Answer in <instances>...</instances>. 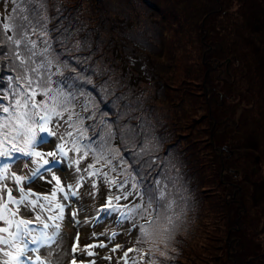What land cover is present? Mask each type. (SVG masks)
Returning <instances> with one entry per match:
<instances>
[{
	"label": "rangeland",
	"instance_id": "1",
	"mask_svg": "<svg viewBox=\"0 0 264 264\" xmlns=\"http://www.w3.org/2000/svg\"><path fill=\"white\" fill-rule=\"evenodd\" d=\"M7 1L5 5V0H0V20L8 22L9 18H14L19 21L22 15L28 16L25 9L33 10L28 16L32 26L39 32H45L41 24L43 19L34 18L41 11L36 8L34 0L26 4L21 0ZM87 1L70 0V6L82 8L83 5L86 9L83 19H89L85 37L84 33L80 35L82 32L76 33L75 27L72 30L76 33L71 34L73 39L79 43L77 48L70 47L63 36H57L61 39L60 42L53 32L48 33L47 39L51 44L49 56L53 61L48 69L53 74L54 83L51 86L53 89H62L65 95L70 96L74 112L81 117L95 114V119L84 121L85 127L93 126L88 133L90 137L101 129L107 131V127H112L119 134L121 138L114 142L119 156L113 158L115 153L105 151L116 172H111L109 168L102 170L115 179H127L125 191L131 190L133 182L137 183L138 190L141 185L146 184L144 188L148 185L152 189V196H158L157 190L162 189H158L159 184L156 183L158 175L154 174V179L146 177L140 163L133 161V167L129 170L130 158L124 157L127 150L122 149V145L126 144L124 132L129 126H123L120 121L122 109L118 105L105 103L108 100L105 93L109 83L98 84L94 77L98 74L107 75L106 80L110 77L117 84L121 82L117 86V93H126V97L134 96L130 103L124 96L116 95L123 98L121 103L125 105H138L137 112L140 116L134 115V110H130L131 113L127 115L139 122L140 130L144 126H149L152 131L162 128L169 140V134L176 136V131L182 130V125L186 128L187 123L194 121L195 127L189 133L197 136L196 141L203 148L202 154L200 153L199 160L194 158V152L191 154L186 151L184 154L188 156V163L201 162L197 173L196 168L192 169L193 188L187 186L194 200L190 197L189 201L188 192L182 195L181 189L175 190V193L164 192L167 202L173 204L172 209L165 213L172 218V224L169 225L171 238L164 249L163 245L138 243L141 239L140 222H147L150 217L142 219L140 215L130 214V219H121L119 212H114L97 223L95 217L106 203L108 186L100 185V191L93 196L91 183L85 182L84 187L79 189V195L71 198L74 201L71 208L65 209V219L55 221L61 225V235L51 245L55 251L49 253L47 246H41V242L29 247L40 248V252L44 253L41 259L46 262L55 261L59 256V264H72L74 254L69 253L73 246L76 247V264H125V251L136 249L137 244L138 247L152 249L147 252L153 254V260L154 255L161 260L156 261V264H264V0H210L208 4L209 0H150L158 9L155 14L149 13L142 0L141 6L137 2L139 0H132V7H125L128 0H101L99 10ZM221 2L223 5L220 7ZM209 12L215 16L204 21ZM76 21L77 19H72V22ZM124 23L130 32L136 34L131 35L133 40L126 36L128 28L121 26ZM108 24L112 25L107 26ZM31 38L38 41V50L46 46L39 42L36 35ZM137 38L141 40L140 43L147 42L150 38L149 43L156 48L151 50V47L145 46L150 54L149 65L153 67L149 72L154 79L149 85L142 82V77H138L145 70L144 59L136 56L128 61L124 50L121 57L119 53L114 55L117 46L123 45V42H134ZM85 39L86 43H81ZM112 41H115V45ZM129 46H133V43ZM81 49L83 51H78ZM209 49L214 50L211 56L208 55ZM203 57L210 61L206 66L202 64ZM113 60L120 65H114ZM205 73L209 75V82L202 89L200 81ZM9 75H15L10 70V61L7 58L0 60V76L6 78ZM240 76L245 78V82H240ZM232 77H235V83L238 82L235 88L241 98L239 104L230 101L229 96L227 98L230 102L226 100L225 95L232 89L229 83V80H233L230 79ZM162 83L178 93L180 101L176 94L167 91L171 102L163 103L160 99L163 97L162 91L158 90ZM212 86L225 95L223 98L216 95L211 106L207 102V108L205 89L214 90ZM101 95L103 97H99ZM238 96L235 99L237 101ZM192 99H196L197 103ZM109 117H115L114 124ZM217 119L222 123L217 124ZM101 120L107 121L108 125H101ZM70 130L64 125L58 129V135ZM142 134H146V129ZM181 137L185 139L184 142L190 140L188 133ZM50 140L54 144L59 143L57 137H51ZM175 141L173 138V142ZM180 143L184 144L183 141ZM44 150H49L48 146ZM179 155L173 154L174 164L169 171V176L175 182L179 181L174 176L179 168L176 163ZM69 156L72 157L73 154L69 153ZM26 159L20 157L17 161V174L27 171L22 162ZM91 162V157L82 161L81 169L87 168ZM102 163L97 164V168H101ZM183 164H186L185 160ZM15 168L16 165H13V169ZM63 168L62 179L68 183L74 184L79 175L85 176L87 181L86 172L77 173L66 162ZM162 170L166 172L165 169ZM166 179L167 177L164 180ZM8 183L11 185V181ZM51 187L52 185H45L43 181L37 186L40 194H47ZM37 188H33V191ZM146 203V196L142 201L135 194L120 201L121 206H127L121 208L122 211H128L135 204ZM71 212L78 213L75 220ZM50 215H55V212ZM230 222L233 226L228 229ZM145 228L152 231V227ZM40 230L37 227V234ZM44 231L50 234L52 229ZM113 233L116 234L115 238H111ZM101 244L105 246L92 247ZM116 246L120 247L113 252L112 249ZM157 247L159 250H156ZM161 251L165 252V256L160 255ZM89 252L94 254L90 256ZM38 254L31 255L32 261ZM139 256L140 250L128 251V264H132L133 259L141 264L143 259Z\"/></svg>",
	"mask_w": 264,
	"mask_h": 264
},
{
	"label": "snow or ice",
	"instance_id": "2",
	"mask_svg": "<svg viewBox=\"0 0 264 264\" xmlns=\"http://www.w3.org/2000/svg\"><path fill=\"white\" fill-rule=\"evenodd\" d=\"M32 35H36L39 42L46 46L38 50V41L33 40ZM47 36V32H39L32 26L28 16L22 15L19 21L14 18H9L8 22L0 20V60L7 58L10 70L15 72V75L6 78L0 76V264H59V256L55 261L46 262L41 259L44 253L40 252V248H30L29 245L41 242V246H47L49 253L55 251L51 245L61 235V225H49L47 221L65 219V209L71 208L74 203L71 198L79 195V189L84 187L85 182L91 183L93 196L100 191V185L108 186L106 203L95 217L97 223L114 212H119L121 219H130V214L140 215L142 219L151 217L147 224L152 231L141 226L143 235L138 243L167 247L171 238L169 225L172 218L165 213L172 209V202H167L163 190L158 196L150 195V187L140 192L135 182L131 184V190L125 191L127 179H115L102 170L109 168L111 172H116L105 151L115 153L113 158L119 156L114 142L121 137L112 127H107V131L101 129L90 137L88 133L93 126L85 127L84 121L95 119V114L81 117L74 112L70 96L65 95L62 89H53V74L48 71L53 61L49 56L51 44ZM100 124L107 126L108 122L101 120ZM64 125L71 130L58 135V129ZM51 137H57L59 143L54 144ZM45 146L49 150H44ZM69 153L73 156L70 157ZM20 157L27 158L22 161L27 169L23 174H17ZM89 157L93 162L81 169V162ZM65 162L69 167H74L77 173L86 172L87 181L83 175L77 176L74 184L63 180ZM101 163L102 167L97 168L96 165ZM13 165H16L15 169ZM8 181H11V185ZM41 181L45 185H52L47 194H40L37 188ZM33 188L37 190L33 191ZM133 194L142 201L146 196L147 203L135 204L128 211H122L121 208L127 206H121L120 201L127 200ZM53 212L55 215H50ZM77 215V212H71L73 220ZM37 227L41 229L38 234ZM50 228V234L44 231ZM115 235L113 233L111 238H115ZM96 246L105 245H92ZM119 247H114L112 251H117ZM128 251L123 257L125 264L129 262ZM72 252H76L75 246ZM33 253H39L34 261L31 259ZM93 254L88 253L90 256ZM160 255L165 256V252L161 251ZM72 264H76L74 255ZM132 264H137L135 259ZM151 264H156V261L153 260Z\"/></svg>",
	"mask_w": 264,
	"mask_h": 264
},
{
	"label": "trees",
	"instance_id": "3",
	"mask_svg": "<svg viewBox=\"0 0 264 264\" xmlns=\"http://www.w3.org/2000/svg\"><path fill=\"white\" fill-rule=\"evenodd\" d=\"M29 1H32V0H21V2H24V4L28 3ZM79 1L83 2V0H79ZM142 1L146 5L149 13L155 14V12L156 13L158 12V9L150 2V0H142ZM33 2L36 3V8L41 9V11L38 12L37 15L34 16V18H36L38 20L43 19V22H41V24L44 28L43 31H45L47 33L53 32L55 37H57L59 35L63 36L64 37L63 40L67 41L69 43L70 47L77 48L79 43H77V41L73 39L71 34H76V33L79 34L82 32V34H80V35H83V33H84V37H85V33L88 30L87 22L89 19H87V21H85L83 19L84 18L83 14L85 13V10H86L84 8V6L82 5V8H80L77 5H75V6L71 5L70 6V4H71L70 0H34ZM87 2H89V4L92 7H98V10H99L101 0H88ZM137 2L141 6V0H139ZM209 2H210V0L207 1V4ZM7 3H8V1L5 0V5ZM132 4H133V1L128 0V3L125 7H127V6L132 7L131 6ZM219 4H220V7H221V5H223L222 2ZM25 11L27 12L28 16H30V12L33 10L25 9ZM211 14H213V13H210V12L207 13V16H205L204 21L208 20V18L212 19V17L215 16V14H213V15H211ZM151 16H154V15H151ZM72 19H77V21L72 22ZM111 25L112 24H108L107 26H111ZM121 26H123L124 29L127 27L126 23L122 24ZM74 27L76 28V33L72 32ZM56 28H58V29L55 30ZM127 28H128V31H127L126 36H130V40H133L131 38V35L132 34L136 35V34L130 32L129 27H127ZM99 32H100V30H99ZM120 35H121V33H120ZM58 39L61 42V39L60 38H58ZM88 39H90V38L88 37ZM93 39H95V38L93 37ZM86 40L87 39H85L81 43H83V44L86 43ZM117 40H118V38H116V41ZM148 40L150 41V38ZM98 41H100V40H98ZM140 41L141 40L137 38L136 40H134V42H129L126 44L123 42V45L116 47V51H115L116 53L114 55H117V53H119L118 55L121 57L122 56L121 54L124 50L126 56L128 57V61L132 57L136 58V56H140L138 59H144L143 66L145 67V70L142 72V76H138V77H142V79H143L142 82L147 83L149 85L150 82L153 81V79H154V77L149 72V70L153 67H152V65H149L150 54L148 53L149 51L147 50V48L145 46L151 47V50L152 49L155 50L156 48L151 43H149V41H147V42L142 41L141 43H140ZM112 42L115 45V41H112ZM131 43H133V46H129ZM142 43H145L146 45L142 46L141 45ZM155 44H156V46H158L157 43H155ZM78 51H83V50L81 49ZM107 53H109V51H107ZM145 53H148V54L145 55ZM213 53H214V50L213 51L210 50L208 55L211 56ZM141 56L143 58H141ZM145 59H146V61H145ZM225 60L229 61V59H227V58ZM209 62H210L209 59H206L205 57H203L202 64L204 63V66L208 65ZM113 64L114 65H120L115 60H113ZM110 66H112V64H110ZM110 73H111V70H110ZM106 76L107 75L101 76V74H98L94 77V80H95V82H98V84H105L106 82L109 83L107 91L105 93L108 100L105 101V103H107L109 105L114 103L115 106L118 105V107L120 109H122V113L120 115L122 117V120H120V121H122L123 126H127V127L129 126V129L127 131L125 130L124 137H123L126 144L122 145V149L126 148V150H127L124 157L130 158V166L128 167L129 170H130V168L133 167L132 166L133 161H136L137 163H140L143 166V175H145L146 177L154 179V174L158 175V177H159L158 179L160 181L158 189H162L165 193L166 192L175 193V190L178 191L181 189L182 195H184L188 192V200H189V198L191 196H190V190L187 188V186H192V188H193V185H194V184H192V173H194V171H192V169L196 168V173H197V171L199 170V164L201 162L194 160L195 162L188 163L186 160V157H188V156H185L184 154L186 153V151H189L191 154L194 152V158L199 160L198 157L201 153V150L203 149V148L199 147V142L196 141L197 136H191L189 133V132H192L191 130L195 127L194 121L189 123V124L187 123L186 128L182 125L181 126L182 130L176 131L177 132L176 136L169 134V140H167L165 130H163L162 128H156L155 131H152L149 126H144L140 130V127H138L139 122L130 119L127 115V113H129V114L131 113L130 110L136 111V113H134V115H136V114L139 115L137 112V109H138L137 106L138 105L136 104L135 107L130 106V104L125 105V103H121L123 98H119L116 95H119L122 97L124 96V98L127 99L130 103L134 100V96L130 97V95H129L126 97V93H123V92H122V94L117 93V91H118L117 86L121 83L118 80L119 79L118 74H117V80H118L119 84H117L115 81L111 80L110 77H108V79L106 80L105 79ZM208 76L209 75L205 73L202 77V80L200 81L202 83V86H201L202 89H204V86L207 87L206 84L209 82ZM210 77H211V75H210ZM120 78H122V77H120ZM230 79H233L232 81L229 80L230 87L232 89L228 95H225L224 92H221V90L217 91V89L214 88L213 86L211 88H214V90H212V89L206 90L205 89V95H207V98L204 99L205 104L208 102L209 105L211 106L212 102H213V98H215L216 95L219 97H222L223 95H225L226 100H228V98H231L230 101H233V102L236 101L239 104L241 102V98L238 96V90L235 88L236 87L235 84L238 82L235 83V77H232ZM238 79L240 80V82L243 80L245 82V78L242 76H240ZM238 79H236V80H238ZM210 83H212V82H210ZM0 86H2V85H0ZM114 88H116V89H114ZM168 88L169 87H167L164 83L160 84V86H159L158 90L162 91V94H163V97L160 98L163 101V103L171 102V98L169 97L167 91H172V90H170ZM173 93L179 97V101H180V96L178 95V93H176V92H173ZM157 96H158V91H157ZM227 96H229V97L227 98ZM236 96H238L239 101L235 100V99H237ZM99 97H103V95H101ZM183 97L186 98V96H183ZM142 98L145 99V96H142ZM192 100L194 103H197L196 99H192ZM208 103H207V108H208ZM242 103H243V105L246 104L243 100H242ZM149 106L151 107V105H149ZM242 107L244 108V106H242ZM141 117H140V122H142ZM113 118H115V117H112V118L109 117V119L112 121V124H114V122H115ZM183 118H185V114H184ZM221 123H222V121H220V119H217V124H221ZM144 129H146L145 135L142 134V131H144ZM204 132H206V130H204ZM186 133H188V135L190 136V140H187L184 142L185 139H183V137H181V135L186 134ZM164 138H166V140ZM173 138L176 139L175 142H173ZM180 141H183L184 144L182 145L180 143ZM165 150L167 151L166 153L164 152ZM173 154H180L179 155V157H180L179 161L176 159V163L179 166V168H178V171L174 175L175 178H177V180H179L178 182H175L173 180L172 176H169V171L171 170L170 166L172 164H174V160L172 159ZM184 160H185L186 164L182 165V162H184ZM117 168L120 170V166H118ZM201 168L203 170V165H201ZM162 169H165L166 172L164 173ZM129 173H130V171H129ZM130 174L134 175V173H130ZM166 177H167V179L164 180ZM143 183H145V182H143ZM144 185H146V184H144ZM144 185H141L139 187L140 192H145L147 190L148 185L145 188H144ZM157 193L159 194L160 190H157ZM191 198L194 200L193 197H191ZM193 204L195 205V202ZM228 206H230V205H228ZM200 212H201V208H200ZM242 213H245L244 210H242ZM149 219H151V217ZM146 223L147 222L145 220H142L140 222V227L141 226L151 227V226H148V224H146ZM230 226H233V224L231 222L228 224V229H230ZM237 229L239 230L238 225H237ZM142 235L143 234L141 233V237H142ZM148 249H150V248L146 247L144 249V248L138 247V244L136 246V250H138V251L140 250V256L139 257H140V259H143L142 260L143 264H151V262L153 260V254H151L150 252H147ZM164 249H166V247ZM154 260L159 261L160 259H158L154 255Z\"/></svg>",
	"mask_w": 264,
	"mask_h": 264
}]
</instances>
